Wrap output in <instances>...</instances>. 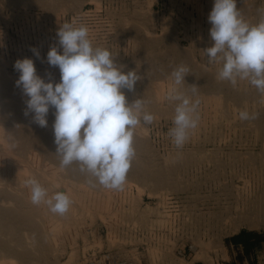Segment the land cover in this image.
<instances>
[{
	"label": "rangeland",
	"instance_id": "obj_1",
	"mask_svg": "<svg viewBox=\"0 0 264 264\" xmlns=\"http://www.w3.org/2000/svg\"><path fill=\"white\" fill-rule=\"evenodd\" d=\"M245 20L264 16V0H236ZM214 0H0V264H251L227 239L264 231V96L247 80L217 78L222 66L204 55L212 45ZM65 22L89 29L125 72L142 77L129 103L146 101L156 120L135 130L136 156L123 190L101 186L79 164L61 168L54 108L41 128L25 116L16 87L17 59L60 81L47 63ZM38 50L37 58L32 49ZM62 51V49H61ZM189 68L182 91L198 86L199 126L182 149L168 135L175 104L166 99L171 72ZM255 113L242 121L239 112ZM48 196L72 200L64 215L32 204L25 181ZM263 249L264 247L260 248ZM258 258V254H257ZM257 264H264V256Z\"/></svg>",
	"mask_w": 264,
	"mask_h": 264
},
{
	"label": "clouds",
	"instance_id": "obj_2",
	"mask_svg": "<svg viewBox=\"0 0 264 264\" xmlns=\"http://www.w3.org/2000/svg\"><path fill=\"white\" fill-rule=\"evenodd\" d=\"M208 20L213 43L202 51L210 64L222 65L217 78L233 87L247 80L264 96V16L252 24L245 20L236 0H214ZM56 35L59 47H50L46 59L50 67L59 69L58 83L51 81V73L48 82L39 76L31 58L14 63L19 72L16 87L28 97L24 114H34L33 122L46 128L49 110L54 108L52 127L61 168L77 163L82 173L95 177L104 188L122 191L136 156L135 130L142 122L150 125L156 120L146 111V101L138 98L129 103L124 92H135L142 77L137 70L125 72L110 50L94 46L85 25L65 22ZM32 51L40 57L38 50ZM189 71L184 65L176 67L166 94L175 104L168 135L177 149L184 147L200 120L198 86L190 85L196 99L182 91ZM239 119L254 120L256 114L243 110ZM25 185L32 204H45L59 215L69 211L72 200L65 192L49 197L35 178L27 179Z\"/></svg>",
	"mask_w": 264,
	"mask_h": 264
},
{
	"label": "trees",
	"instance_id": "obj_3",
	"mask_svg": "<svg viewBox=\"0 0 264 264\" xmlns=\"http://www.w3.org/2000/svg\"><path fill=\"white\" fill-rule=\"evenodd\" d=\"M227 242L238 249H241V252L238 254L240 260L248 258L251 264H257L258 250L264 243V231L242 229L238 233L229 237Z\"/></svg>",
	"mask_w": 264,
	"mask_h": 264
},
{
	"label": "crops",
	"instance_id": "obj_4",
	"mask_svg": "<svg viewBox=\"0 0 264 264\" xmlns=\"http://www.w3.org/2000/svg\"><path fill=\"white\" fill-rule=\"evenodd\" d=\"M264 247V243H263V246H262V248ZM264 256V254H263V249L262 250H260L259 252H258V259H259V261H260V259H261V257H263Z\"/></svg>",
	"mask_w": 264,
	"mask_h": 264
}]
</instances>
